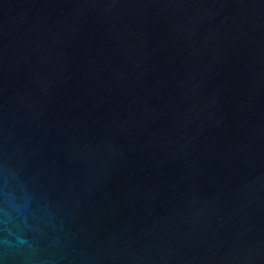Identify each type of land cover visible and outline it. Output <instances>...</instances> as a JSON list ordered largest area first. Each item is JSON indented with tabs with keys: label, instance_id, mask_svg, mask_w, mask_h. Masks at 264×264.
<instances>
[{
	"label": "water",
	"instance_id": "obj_1",
	"mask_svg": "<svg viewBox=\"0 0 264 264\" xmlns=\"http://www.w3.org/2000/svg\"><path fill=\"white\" fill-rule=\"evenodd\" d=\"M0 264H264V0H0Z\"/></svg>",
	"mask_w": 264,
	"mask_h": 264
}]
</instances>
